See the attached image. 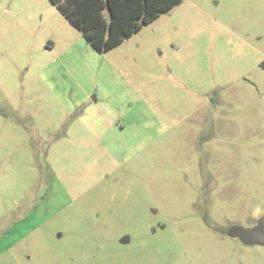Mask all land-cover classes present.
Returning <instances> with one entry per match:
<instances>
[{"label": "rangeland", "instance_id": "1", "mask_svg": "<svg viewBox=\"0 0 264 264\" xmlns=\"http://www.w3.org/2000/svg\"><path fill=\"white\" fill-rule=\"evenodd\" d=\"M263 62L264 0H183L108 52L0 0V264H264Z\"/></svg>", "mask_w": 264, "mask_h": 264}, {"label": "trees", "instance_id": "2", "mask_svg": "<svg viewBox=\"0 0 264 264\" xmlns=\"http://www.w3.org/2000/svg\"><path fill=\"white\" fill-rule=\"evenodd\" d=\"M99 52H108L183 0H50Z\"/></svg>", "mask_w": 264, "mask_h": 264}, {"label": "flooded vegetation", "instance_id": "3", "mask_svg": "<svg viewBox=\"0 0 264 264\" xmlns=\"http://www.w3.org/2000/svg\"><path fill=\"white\" fill-rule=\"evenodd\" d=\"M262 66L264 67V62L262 63ZM261 223L259 226H256L253 230H248L247 232H245L246 234L244 235H248L250 237V244L258 242L264 238V220L261 221ZM260 244H262V242H260Z\"/></svg>", "mask_w": 264, "mask_h": 264}, {"label": "water", "instance_id": "4", "mask_svg": "<svg viewBox=\"0 0 264 264\" xmlns=\"http://www.w3.org/2000/svg\"><path fill=\"white\" fill-rule=\"evenodd\" d=\"M122 243H128L130 242V237L129 236H124L121 240ZM260 242H262V244H264V238L260 240Z\"/></svg>", "mask_w": 264, "mask_h": 264}]
</instances>
